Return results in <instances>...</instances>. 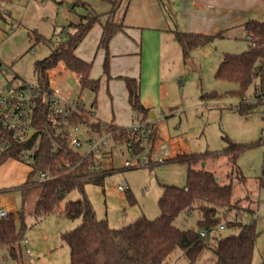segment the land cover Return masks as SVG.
I'll return each instance as SVG.
<instances>
[{
  "label": "trees",
  "instance_id": "16d2710c",
  "mask_svg": "<svg viewBox=\"0 0 264 264\" xmlns=\"http://www.w3.org/2000/svg\"><path fill=\"white\" fill-rule=\"evenodd\" d=\"M13 1L0 0V19L4 20L2 7L12 4ZM123 1L110 2L111 10L102 24L98 49L105 52L102 70L107 76L108 45L123 29L122 23L115 22L113 16L121 9ZM74 5L83 8L84 13L79 15L77 23H69L64 28L59 39L46 40L36 32L27 34L29 44L32 43L27 51L31 52L33 46L40 42L50 48L49 55L36 61L33 66L35 86L39 90L38 95L31 98L33 107L30 130L35 133L28 143L19 144L11 139L13 132L5 133L12 147L9 151L0 153L2 164L9 159L19 161L21 152L32 149L36 144L38 147L33 153V163L26 181L17 188L22 209L18 211L16 219L20 226H16L15 218L11 214L0 219V249L7 254L5 258L8 257L17 264H23L20 243L26 230L24 219L27 214H30L36 223L54 215L66 194L74 189L82 192L87 183L102 185L104 178L114 172L94 168L88 162H82L72 170L63 167L66 161L71 167L79 161V153L73 152L68 145L71 138L70 128L84 127L87 133L98 135L110 132L116 145L132 141L122 128L94 121L91 112L84 109L70 116L66 123L67 131L59 137L54 136L56 129L50 122L49 106L45 101L51 94L50 73L58 66H62L65 71L75 76L80 92L89 91L96 94L99 88V82L90 77L91 63L78 59L74 52L92 26L100 23V16L86 3L78 1ZM244 30L247 36L246 52L238 55L225 54L214 75L216 81L237 85L238 89L232 94L239 99L236 111L240 116L254 113L259 106L257 101L262 98L259 96L254 104L243 100L245 90L253 79H260L261 88L264 86V23L247 21ZM174 39L181 48L182 59L185 62L192 50L210 45L215 37L174 32ZM2 66L0 62V68ZM121 80L125 84L132 112L147 121L148 110L142 109L137 80L133 78ZM216 97L219 96L206 94L201 96V99ZM224 140L227 141L228 147L213 154L210 152L181 154L166 163H156L148 157L146 167L175 162L186 166V186L162 187L158 200L160 214L154 220L141 217L133 224L113 229L105 220L96 219L85 196L67 202L61 211L62 214L70 220H80L75 229L61 236L69 248V264H163L176 249L181 250L187 264H197L208 251L214 257L212 264H253V255L260 235L256 228L258 215L251 207L256 201L249 196L241 199L234 194L235 186L246 184L245 177L238 169L237 160L250 146L231 143L227 138ZM257 146L262 147V172L260 177H257L255 185L264 190V141L258 142ZM128 152L139 155L143 153V148L132 142ZM209 159L213 161L225 159L229 166L225 182H220L213 173L205 169ZM45 171H49L55 177L47 183L37 184V174ZM246 202L248 203L245 206ZM193 215L197 217L196 229H181L175 225L179 216L186 220ZM220 226H224V229L219 230ZM224 230L231 233L222 236L220 232ZM200 233H204V237H201Z\"/></svg>",
  "mask_w": 264,
  "mask_h": 264
},
{
  "label": "rangeland",
  "instance_id": "374dc122",
  "mask_svg": "<svg viewBox=\"0 0 264 264\" xmlns=\"http://www.w3.org/2000/svg\"><path fill=\"white\" fill-rule=\"evenodd\" d=\"M125 4H127V1L123 3V5ZM61 8L63 13H65L66 7L64 3H61ZM93 10L100 16V20L106 17L98 9L93 8ZM83 13V8L78 6L74 8L70 16L72 23H77L79 15ZM117 18L118 16L116 20H118ZM64 24H66L65 21H60L58 27ZM6 25L0 19V31L7 28L8 26ZM38 27L41 29L42 37L46 40L52 38L56 40L61 35V28L52 32V28L46 23H41ZM21 30L16 33L21 52L11 60L8 59L5 62L11 51L3 53L4 46L9 42H6V40L10 38H4L3 41H0V62L5 63L3 66L5 65L7 68L6 74L0 79V90L7 86L12 88L35 86L34 63L44 59L50 53V48L43 42L33 46L31 52L27 51L32 46V43L27 44L26 40V46L24 45L25 34L22 33L23 29ZM176 44H173L176 48L174 47L173 50L170 48L172 53L167 64L168 82L171 80L169 84L170 95L168 97L171 107L175 108L170 112L167 111V113L160 110L159 107L154 109L152 113L158 121V125L155 127V138L160 140V138L163 139L168 136L171 140H177L179 144L182 143L185 146L186 152L190 154L221 152L228 147L227 141L224 140L225 138L237 145L250 146L237 160L238 169L245 177L246 184L245 186H235L234 194L241 199L249 196L250 199L256 201L251 207L258 215L256 228L260 235L252 263L259 264L264 262V190L259 189L255 182L262 172V148L257 146V143L264 141V98L257 101L259 106H257L254 113L240 116L236 111L239 99L232 94L238 89L237 85L216 81L214 76L223 56L225 54L238 55L246 52L247 43L246 41L236 42L232 40L222 43V45H215L214 42L192 50L185 62ZM183 62L186 64L184 65ZM103 73L102 64L95 65L93 62L90 75L92 74V76L102 81L103 77L106 80L107 76ZM13 78L16 79L14 80ZM260 85V79H253L244 93L243 100L246 103H253L256 94L255 90ZM115 87H120V84ZM64 89L77 90V93L70 96H64L66 95V90L60 92L63 98H67L66 100L69 102L74 101L80 93L77 84ZM54 94L58 95L59 92L54 91ZM206 94H215L219 97L201 99V96ZM116 96L120 98L119 93ZM80 99H83L85 110L98 114L100 119L105 120L104 116L110 109L104 101L106 99V91L102 89V83L96 94L83 91ZM93 103L94 106L92 107ZM120 114L122 121L117 123L120 124L126 121V124L120 125L125 127L127 122L130 123V112L121 110ZM134 119H136V115ZM84 133L85 128L82 127L73 134L84 141L88 137ZM149 136H151V133ZM150 145L148 144L149 148ZM107 148L104 155L98 158V167L103 170H113L114 172L104 178L102 185L87 183L82 192L74 189L61 200L57 213L37 223L30 214L25 216L24 225L26 230L24 239L28 241L27 248H29L32 255L25 256L21 249V261L23 264H69V248L61 236L75 229L80 224V220H70L62 214L61 211L67 202L76 201L85 196L97 220H105L110 228L119 229L131 223L133 224L134 221L141 217H145L148 220L156 219L160 214L158 200L164 185H172L178 188L186 186V166L181 163L175 162L136 170H122L124 162L131 159L125 145L118 144L114 146L113 143H110ZM19 165L27 167L22 163H19ZM205 167L220 182H225L224 178L229 166L224 159L217 161L209 159ZM20 174V169L16 168L15 165L0 164V188L5 187L8 189L10 184L20 179ZM122 181L126 182L129 188L126 193L117 191V187L122 184ZM0 192V201L5 199L11 206L16 207L18 211L22 209L20 194L16 188L8 192ZM247 203H245V206ZM196 221V215L186 220L179 216L175 221V225L181 229H196ZM17 226L19 227L20 223ZM230 233L229 230L220 232L222 236H227ZM1 257L0 264H16L8 257L7 259H2ZM213 259L212 253L208 251L197 264H212ZM163 264H187V261L183 257L181 250L176 249Z\"/></svg>",
  "mask_w": 264,
  "mask_h": 264
},
{
  "label": "crops",
  "instance_id": "0c3cea01",
  "mask_svg": "<svg viewBox=\"0 0 264 264\" xmlns=\"http://www.w3.org/2000/svg\"><path fill=\"white\" fill-rule=\"evenodd\" d=\"M78 1L98 9L99 12H103L102 15H107L111 10L110 2L114 0H14L12 4L2 7L4 17V20H2L8 27L0 31V41L9 37L10 39L6 40V42H9L4 46L3 53L5 54L7 51H11V54L6 58L5 62L8 59L11 60L15 56H18L21 52L20 44L18 45L17 42L18 37L16 36L18 31H22L21 29H23L22 33L25 34V46L26 40L27 44H29L27 37L29 32H36L41 35V29L38 27L41 23L49 25L52 28V32L61 28L60 33L63 35L62 30L64 26L72 23L70 16L74 8H76L74 3ZM126 1L127 4L123 5ZM126 1H123L121 9L115 12L113 16L115 22L122 23L123 29L111 39L108 45V77L106 76V80L103 77L101 81V79H97L92 74L90 75L92 79L99 82V86L102 83V89L106 91V99L104 101L110 110L106 112V116H104L105 120L100 119L98 114L93 112L91 113L92 118L99 123L112 124L118 128H126L134 124H140L141 122H143L141 124L149 125L151 127V139L148 141V144L151 145L150 148L148 147V151H150L149 154L153 161L157 158L158 146L161 143L168 145L167 147L172 158L181 154L190 155V153L186 152L185 146L182 143L179 144L177 140H171L168 136L163 139L160 138V140L155 138V127L158 125V121L152 112L156 107H159L160 110L166 113L175 108L171 107L169 101V84L171 80L168 82L167 76V64L172 53L170 52V48L172 50L174 47L176 48L173 44L177 43L174 39V32L215 37V45H222V43L224 44L232 40L236 42L246 41L247 36L244 30V24L251 20L264 23V0ZM61 3L66 4L68 7L65 13H63V9L61 8ZM117 16L118 20H116ZM105 20L106 17L102 18L100 23L92 26L74 52L78 59L91 63V69L93 62L95 65L103 64L105 58V52L98 49V43L102 33V24ZM60 21H65L66 24L58 27ZM9 31L11 32L9 33ZM176 45H178L181 52L179 44ZM1 63L5 64L3 62ZM122 78H133L137 80L139 84L140 103L143 109L148 110L147 121H144L141 116L132 112L129 106L130 104L128 103L125 84L121 80ZM73 84H77L78 86L75 76L65 71L62 66H58L50 73V89L53 94L54 91L59 92L58 95L55 94L57 96L63 98L60 92L64 90H66V95L64 96L77 93L75 89H64L73 86ZM118 84H120V87H115ZM117 93L120 94V98L116 96ZM80 95L81 92L77 95L76 99H80ZM82 105L85 110L83 99ZM121 110L130 112V123L127 122L125 127L120 125L126 124V121L120 124L117 123L122 121L120 117ZM149 112H151V117L152 115L154 116V119L149 118ZM135 115L136 119H134ZM84 134L87 135L86 132ZM17 163L10 159L4 162L5 165H15L16 168L20 169L21 174L18 181L10 184L8 189L5 187L0 188V191L8 192L13 188L17 190L26 181L29 168ZM104 171L108 170L104 169ZM1 200L0 210H5L13 215L17 226V208L11 206L5 199ZM27 245L28 241L26 248ZM21 249L23 251V248ZM27 249L29 250V248ZM6 255L5 251L0 249L1 258L7 259L5 258ZM30 255L32 253L29 250Z\"/></svg>",
  "mask_w": 264,
  "mask_h": 264
},
{
  "label": "built area",
  "instance_id": "2783aa9c",
  "mask_svg": "<svg viewBox=\"0 0 264 264\" xmlns=\"http://www.w3.org/2000/svg\"><path fill=\"white\" fill-rule=\"evenodd\" d=\"M11 31H9L10 33ZM32 51V50H31ZM6 68L3 66L0 69V77L6 74ZM39 90L36 86H22L19 88H12L7 86L0 90V153L7 152L11 149L12 145L5 137V133L13 132L11 137L12 141L15 143H25V139L30 130V124L32 119V104L31 98L38 95ZM255 98L253 104L257 101L259 96L264 98V86L261 88L257 87L255 90ZM261 98V99H262ZM67 98H62L51 92L45 98L46 103L49 106V118L51 124L56 129L55 137H59L63 132L67 131L68 128L66 123L72 114L79 113L80 109H83L82 100L75 99L73 103L66 100ZM82 127H73L70 128L71 138L69 140V147L73 152L79 153V161L70 166L66 161L64 162L65 168L72 170L77 167L82 162H88L92 164L94 168H100L98 158H100L107 151V147L110 143H113L115 146V141L113 134L103 133L98 134H89L87 133L86 140L82 141L80 138L75 137L73 133L78 132ZM125 131L131 142H127L125 145L127 151L130 149L132 142L138 144L140 148H143V153L139 155H132L130 160L124 162L125 169L133 168H143L148 164V157L150 154L148 151V141L149 135L151 132V127L146 124H134L126 128H122ZM31 140V139H30ZM29 140V141H30ZM28 141V142H29ZM27 142V143H28ZM146 146V147H145ZM37 144L30 150H26L20 153L19 163L26 165L29 169L33 163V153L37 149ZM159 155V156H158ZM158 155L154 162L162 163L169 162L172 159V155L165 145L161 143L158 146ZM151 158V157H150ZM152 160V159H151ZM153 161V160H152ZM55 176L49 171L40 172L36 176L37 184H44L52 180ZM128 190L126 182L122 181L117 187V191L124 193ZM9 213L5 210H0V219L7 218ZM224 226H220L219 230H223ZM201 237H204V233H200ZM27 241L25 239L21 240V246L23 248V253L25 256H29V250L26 248Z\"/></svg>",
  "mask_w": 264,
  "mask_h": 264
},
{
  "label": "water",
  "instance_id": "95a60500",
  "mask_svg": "<svg viewBox=\"0 0 264 264\" xmlns=\"http://www.w3.org/2000/svg\"><path fill=\"white\" fill-rule=\"evenodd\" d=\"M64 5H65L66 9L68 10L67 5H66V4H64ZM142 109H143V108H142ZM149 118L154 119V116H153V115H152V117H151V112H149ZM34 133H35V132L32 131V130L29 131V133L27 134V137H26V139H25V143H27V142L32 138V136L34 135ZM201 167L203 168V167H204V164H202Z\"/></svg>",
  "mask_w": 264,
  "mask_h": 264
}]
</instances>
